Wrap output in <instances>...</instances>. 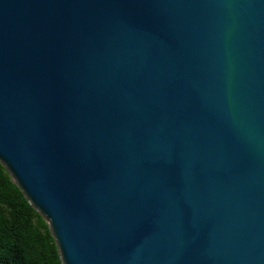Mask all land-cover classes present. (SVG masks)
Instances as JSON below:
<instances>
[{"label": "water", "instance_id": "obj_1", "mask_svg": "<svg viewBox=\"0 0 264 264\" xmlns=\"http://www.w3.org/2000/svg\"><path fill=\"white\" fill-rule=\"evenodd\" d=\"M0 162L62 264H264V0H0Z\"/></svg>", "mask_w": 264, "mask_h": 264}, {"label": "trees", "instance_id": "obj_2", "mask_svg": "<svg viewBox=\"0 0 264 264\" xmlns=\"http://www.w3.org/2000/svg\"><path fill=\"white\" fill-rule=\"evenodd\" d=\"M0 264H62L46 219L0 162Z\"/></svg>", "mask_w": 264, "mask_h": 264}]
</instances>
